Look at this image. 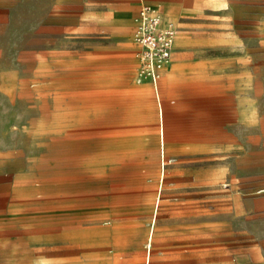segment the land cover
Returning <instances> with one entry per match:
<instances>
[{
    "label": "rangeland",
    "instance_id": "rangeland-1",
    "mask_svg": "<svg viewBox=\"0 0 264 264\" xmlns=\"http://www.w3.org/2000/svg\"><path fill=\"white\" fill-rule=\"evenodd\" d=\"M239 2L255 21L251 110L226 113L223 135L176 137L165 107L162 147L151 91H121L111 66L73 62L92 52L93 30L47 40L50 0L0 11V68L17 79L0 86V264H264V0ZM170 137L208 150L172 159Z\"/></svg>",
    "mask_w": 264,
    "mask_h": 264
},
{
    "label": "crops",
    "instance_id": "crops-1",
    "mask_svg": "<svg viewBox=\"0 0 264 264\" xmlns=\"http://www.w3.org/2000/svg\"><path fill=\"white\" fill-rule=\"evenodd\" d=\"M18 1L0 0V11L14 6ZM50 1L56 2L57 12L42 19L40 32L49 40L54 33L64 36L69 31L80 34L88 29L93 30L97 39L88 45L92 52L85 60L76 58L73 62L111 66L112 70L119 71L112 86L119 87L121 91L133 92L138 96L151 91L155 101L152 113L156 119L157 115L158 120L160 118L159 140L160 129L163 127L164 130L165 107L169 114L168 134L176 137L223 135L226 113L229 119L240 120L246 106L248 111L251 110L250 100L247 105L245 103L244 77L247 68L256 64L255 21H246L241 16L237 8L239 0ZM66 3L79 12L70 21L59 13ZM143 5L157 8L163 16V23H173L176 28L171 63L164 78L161 73L156 89L149 82L137 83L136 78L135 83L143 87L134 84L139 64L136 52L139 49L132 38L135 29L133 20ZM2 20L4 18L0 17V23ZM10 72L15 74L9 68H0V86L15 83L17 79L12 84L4 81ZM203 127L206 131H203ZM165 148L172 159L181 153L208 150L196 144L191 146L179 142L177 138H171ZM125 243L122 242L119 247H128Z\"/></svg>",
    "mask_w": 264,
    "mask_h": 264
},
{
    "label": "built area",
    "instance_id": "built-area-1",
    "mask_svg": "<svg viewBox=\"0 0 264 264\" xmlns=\"http://www.w3.org/2000/svg\"><path fill=\"white\" fill-rule=\"evenodd\" d=\"M134 40L141 47L140 78L155 81L162 65L171 57L176 28L162 23L157 8L143 5L136 16Z\"/></svg>",
    "mask_w": 264,
    "mask_h": 264
},
{
    "label": "bare ground",
    "instance_id": "bare-ground-1",
    "mask_svg": "<svg viewBox=\"0 0 264 264\" xmlns=\"http://www.w3.org/2000/svg\"><path fill=\"white\" fill-rule=\"evenodd\" d=\"M152 7V6H151ZM135 34V33H134ZM140 46V45H139ZM170 59V58H169ZM169 59L165 62V64L164 65H162V68L160 69V71H159V74H158V77L156 78V80L155 81H153V80H142L141 78H140V73H138L137 74V76H136V82L137 83H143V82H149V83H151L152 84V86L154 87V89H156V87H157V84H158V82H159V80H160V78H161V73H162V71H163V69H164V67L166 66V65H168V63H169ZM141 57L139 56V61H140V64H141ZM158 110V109H157ZM159 113V112H158ZM159 116V115H158ZM159 120H160V118H159ZM162 125H163V123H162ZM164 130H163V127H162V130L160 129V146L162 147V146H164ZM161 158H162V160H163V165H164V156H163V153L161 154Z\"/></svg>",
    "mask_w": 264,
    "mask_h": 264
}]
</instances>
